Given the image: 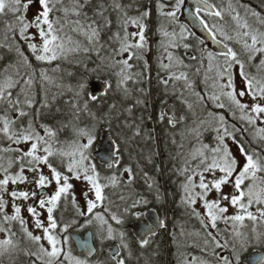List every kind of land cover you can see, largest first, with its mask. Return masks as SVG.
<instances>
[{"label":"snow or ice","instance_id":"snow-or-ice-1","mask_svg":"<svg viewBox=\"0 0 264 264\" xmlns=\"http://www.w3.org/2000/svg\"><path fill=\"white\" fill-rule=\"evenodd\" d=\"M185 6L186 0H0V18L9 17L0 50L13 56L0 64V262L15 264L22 254L28 264H150L145 252L168 219L144 222L145 209H162L165 194L147 173L152 198L135 190L122 145L142 128L120 119L146 100L126 108L108 102L114 93L127 100L129 82L150 81L149 32L157 38V83L184 109H161L156 123L183 125L189 143L176 174L180 205L199 227L181 226L180 236L191 239L184 247L195 251H180L178 264H246L250 249H264V16L240 0H196L189 15L220 46L213 49L181 21ZM64 62L82 65L95 83L91 75L65 83L56 75ZM65 96L67 112H53ZM56 114L67 119L46 121ZM102 134L112 139L97 163ZM109 190H120L118 202ZM131 221L144 230L133 236ZM87 229L99 248L82 240L78 254L74 234Z\"/></svg>","mask_w":264,"mask_h":264},{"label":"trees","instance_id":"trees-1","mask_svg":"<svg viewBox=\"0 0 264 264\" xmlns=\"http://www.w3.org/2000/svg\"><path fill=\"white\" fill-rule=\"evenodd\" d=\"M218 5L226 6L228 0H213ZM235 2V0H233ZM241 4L248 6L249 8L260 12L262 16H264V0H240ZM243 14V9H241ZM9 19V17L0 18V33L3 31V21ZM150 37V50L146 52L145 59L151 65V79L150 81H144L138 84H134L129 82L128 87L130 89V96L127 100H123L120 93H114L109 97V103H117L118 107H129L135 105V101L137 98L146 100V104L135 105L133 108V114L128 116L125 112L120 117L121 121L127 117L129 123L140 124L142 128V133L138 137L131 138L129 142L125 145H122V150L124 152V162L131 163L134 171L136 172V180L134 184V188L137 191V186L140 185L143 192L149 191L147 188V184L145 183L144 173H147L148 178L150 180L156 181L159 185L162 193L169 195L170 197L176 195V193L181 194L178 188L180 177L176 174V167L172 166L171 161L175 159V157L180 156V153L184 152H173V149H182L180 145L183 143L184 146L189 147V143L187 139H183L182 136H163L158 135L154 136L151 134L149 136L145 131L147 127L151 130L155 127V124L152 120L148 119L149 115L152 113L150 100L152 97V93L156 91V57L158 55L156 50V42L157 38L152 36V33L149 32ZM182 51V50H181ZM0 55L4 56V61L0 62V64L8 63L12 60V54L6 53L4 50H0ZM95 57L93 56V60ZM95 65L92 62L88 63V69L91 70ZM62 72L57 73L56 75H62L65 83H74L76 79L80 76L91 75L92 80H95V74H91L90 71H86L82 65H77L74 63L64 62L61 65ZM139 69H134V71H138ZM69 73L72 75L69 76ZM114 82V78H113ZM197 82H200V78H197ZM199 88H203L202 84H198ZM140 89H144L147 92V95H142ZM178 95V92H177ZM176 97V96H175ZM67 99V96L60 99L57 104L53 107V112H55V108H61L62 112H67V106L64 104V100ZM156 98L153 96V104L155 107ZM199 111V110H197ZM59 119H67V116L62 114H56L55 117H46V121L48 123H54L55 120ZM160 125L157 123V126ZM125 134L128 137L132 136V130L126 129ZM69 133L66 131L61 134V139H65L68 137ZM111 136V135H110ZM112 138V136H111ZM211 135H206L204 137L205 142L211 141ZM150 140V141H149ZM183 140L185 142H183ZM175 141V142H173ZM174 158L172 157L173 154ZM130 158V159H129ZM117 193V197L113 200H117L120 194V190H115ZM125 194H127L125 190ZM170 250V249H169ZM171 251V250H170ZM176 252V250H175ZM165 248L164 243L160 246L153 247L152 249H147L145 252V257H150V264H171V261H176V258H171L168 260V263L165 261L164 257ZM141 264H144V259H141Z\"/></svg>","mask_w":264,"mask_h":264},{"label":"flooded vegetation","instance_id":"flooded-vegetation-1","mask_svg":"<svg viewBox=\"0 0 264 264\" xmlns=\"http://www.w3.org/2000/svg\"><path fill=\"white\" fill-rule=\"evenodd\" d=\"M124 2H128V0H124ZM194 6H195V4L190 5V11H194ZM181 21L189 23L190 27H192V24L185 17V12L183 10H182V14H181ZM131 30L132 29H130V31ZM193 30L196 31L197 35H199L203 38L202 33H200L198 30H196L194 28H193ZM208 44L213 49H218L220 47L217 44H213V42H208ZM197 83L202 84L200 82H197ZM156 87H157V89H156V91H154L152 93L151 101L149 103L152 107V109H151L152 119L151 120L155 124V127L152 128L151 130L147 127L145 132L149 136H151V134H153V137L158 136V135L182 136V133L184 131L183 125H178L176 128H172L170 125L167 124V121H165L163 123H159L160 125L157 126L156 116H157V113L161 109L167 110V108H173L177 112V114L181 113L184 109H183V105H181V103L177 99V97H175L171 94H169V95L164 94V88L162 85L156 83ZM177 87L179 88V85ZM169 88H171V85L169 86ZM153 96L156 98L155 107L153 104ZM162 101H165L166 103H162ZM188 123L191 124V120H189ZM206 135H211V134H206ZM183 142H185V141L183 140ZM187 149H188V146H184V148H182V149H176V150L173 149V152L177 153V152L182 151V150L184 152H186ZM176 153L173 154V156H172L173 158H174V155H177ZM177 156L178 157H175V159L173 161H171L172 166L176 167V168H178L180 166V163H181L180 156L179 155H177ZM137 192H139L143 195H148L150 199L154 195V193H149V191L143 192L140 185L137 186ZM109 194L111 195L112 199L117 197V193L115 192L113 194V190H109ZM180 195L181 194L176 193V195H173L170 197L169 195L165 194V203H164L162 209L160 208L159 204H154V205L150 206L149 209H145L146 213L150 212L152 214L149 215L148 218L146 215L144 222H151V220L155 219L157 217V215H159L161 218L165 215L167 216L168 228L159 230L158 234L152 239L150 247L148 249H152L153 247L157 248L162 243H164V248H165L164 257H165L166 263H168V260L169 259L171 260L172 257L176 258V261L175 262L171 261V264H178V254L180 251H188V252H194L195 251L192 248L184 247L185 244L191 243V239L190 238L185 239L184 237L180 236L181 226L184 227L186 232L192 231L194 228L199 227L197 221L195 219H190L189 216L187 215L185 209L180 205ZM152 207L157 208L159 210L158 213H153L151 211ZM70 212H71V210L69 209V214H70ZM132 223H140V222L131 221L129 223L128 230L130 233L133 234V232L130 229V225ZM141 224H143V223H141ZM173 225H175V228H173ZM173 231H175V233H176V242L175 243L173 242V236L171 235V233ZM87 233H90L92 245L96 248H99L98 242L93 244V230L92 229L80 230L78 234H74V238L75 237L83 238ZM133 236H134V234H133ZM175 250H176V252H175ZM76 252L78 254L81 253L77 250V247H76ZM252 253H259L261 255H264V249H260V248L250 249L249 252L245 256V261H247L248 256ZM0 264H10V262L7 258H4L3 261L0 262ZM15 264H28V258L21 254L18 257H16Z\"/></svg>","mask_w":264,"mask_h":264},{"label":"water","instance_id":"water-1","mask_svg":"<svg viewBox=\"0 0 264 264\" xmlns=\"http://www.w3.org/2000/svg\"><path fill=\"white\" fill-rule=\"evenodd\" d=\"M186 6L183 9V11L185 12V17L189 20V22L192 24V27L196 30H198L200 33H202L203 38L207 39L208 42H213L208 36L207 33L203 30L202 26L198 23V21L194 20V17L189 15L190 12V5L191 4H196V0H186ZM213 44H215L213 42ZM93 83H95V80L93 81ZM169 109V108H167ZM111 136L110 135H101L99 137L98 143L96 145V152L100 153V158L97 160V163H101L102 162V158L105 156V153L103 151V149L107 148L109 141L111 140ZM152 213H147V218L149 215H151ZM130 229L133 232L134 236L135 234L139 231L142 232L144 230V225L141 223H132L130 225ZM85 240L87 241L90 245H92L91 243V237H90V233H87L83 238L80 237H75L74 241L76 243V247L77 250L79 252H83L84 249L79 247V243ZM261 254L259 253H252L248 256L246 263L247 264H256V261L258 259V257H260Z\"/></svg>","mask_w":264,"mask_h":264},{"label":"rangeland","instance_id":"rangeland-1","mask_svg":"<svg viewBox=\"0 0 264 264\" xmlns=\"http://www.w3.org/2000/svg\"><path fill=\"white\" fill-rule=\"evenodd\" d=\"M81 187H82V185H81Z\"/></svg>","mask_w":264,"mask_h":264}]
</instances>
